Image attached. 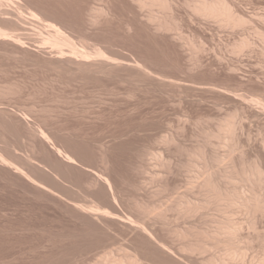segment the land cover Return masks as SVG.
Here are the masks:
<instances>
[{"label": "rangeland", "instance_id": "1", "mask_svg": "<svg viewBox=\"0 0 264 264\" xmlns=\"http://www.w3.org/2000/svg\"><path fill=\"white\" fill-rule=\"evenodd\" d=\"M2 1L0 264H264V0Z\"/></svg>", "mask_w": 264, "mask_h": 264}, {"label": "bare ground", "instance_id": "2", "mask_svg": "<svg viewBox=\"0 0 264 264\" xmlns=\"http://www.w3.org/2000/svg\"><path fill=\"white\" fill-rule=\"evenodd\" d=\"M11 1H18V0H11ZM2 0H0V5H2ZM17 3V2H16ZM199 12L203 13L204 15H209V16H219L221 17L222 20L226 21L227 23H231V24H236L238 22L241 21V18L237 17L235 15V13L231 10V7L227 4V3H224V2H219V1H212V2H201L200 4H198L196 7H195ZM23 12V11H22ZM29 14V19H32V21H38L41 20L42 18H40L38 16V14H36L35 12H29L27 13ZM19 15L22 17H25L22 13L19 12ZM20 18V17H19ZM23 19V18H21ZM43 21V20H42ZM36 23V22H35ZM51 23V22H50ZM17 26V25H16ZM47 27L50 29V43L55 46V47H60L61 45H67V44H70L72 43L71 39L64 34V32L59 28L58 25H55V24H48L47 23ZM20 29V28H19ZM18 30V29H17ZM13 33V32H12ZM19 34V33H18ZM18 36V35H17ZM18 37L16 36H13V35H10L9 33H7L4 29H1L0 28V39H3V40H11L12 42L16 43V44H19L17 41H19V39H16ZM9 41V42H11ZM13 43V44H14ZM243 44V42H242ZM20 46V44H19ZM73 57L75 59H80L81 60H84V61H87L89 56L87 54H84L82 51H79V50H70L69 51ZM57 53L63 55L64 52L62 49H60ZM76 61V60H75ZM255 103L257 104H262L258 99L255 100ZM41 134H42V138L43 139H47L48 137L46 136V134L41 131ZM58 153H60V150H57ZM68 162H72V158L69 157V156H66ZM187 202V201H186ZM178 205V204H177ZM180 205V204H179ZM187 205V204H186ZM181 206V205H180ZM179 208V206H178ZM177 210H180V208ZM180 212V211H178ZM184 212V211H183ZM184 214V213H183ZM232 227L228 228V231L229 232H232L230 229ZM227 230V229H226ZM233 230V229H232ZM236 230V229H235ZM234 231V230H233ZM230 255L233 257V256H237V252H232V254L230 253Z\"/></svg>", "mask_w": 264, "mask_h": 264}]
</instances>
